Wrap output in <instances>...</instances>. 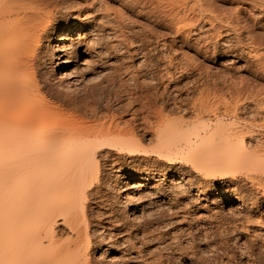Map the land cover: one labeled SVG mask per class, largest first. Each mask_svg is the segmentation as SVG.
<instances>
[{"label": "bare ground", "instance_id": "1", "mask_svg": "<svg viewBox=\"0 0 264 264\" xmlns=\"http://www.w3.org/2000/svg\"><path fill=\"white\" fill-rule=\"evenodd\" d=\"M52 1L0 0V264H90L89 252L93 242L89 235L90 230L88 232L90 223L87 218L89 215L86 216V209H88L86 201L90 199L91 189L101 173L102 165L104 166L110 161L112 163L114 159H111V156L114 154H122L125 158H134L135 156L155 158L162 164V166L161 164L156 166L150 160L149 162L145 161L146 158L143 162L136 160V164H133L130 159L132 165L127 166L129 168L126 172L130 178L153 181L159 176L158 174L165 173L167 169H169V173H175L174 170L178 169L180 171L176 173L180 174L181 170L183 172L187 167L191 172L200 174L208 184L206 186L209 187V184L211 186L219 185L221 190L224 189L222 191L224 192L223 197H227L226 201L233 202L236 199L237 201L233 203L241 209L253 207L254 198L250 197L244 188L247 184L244 185L243 181L248 179V182L249 180L260 182L264 178V147L247 140V134L251 128L237 120L238 115L230 121L222 117L200 116L201 111L197 112L199 106L197 109L194 107L195 118L193 119L184 118V116L174 117V119L169 117L170 119H166L167 121L163 123V118L166 116L164 111L167 108L163 111L161 109L163 106L158 107L157 105V109L152 110L154 120L151 118L152 116L144 115L143 122L138 121L139 118H137L138 120L134 118L135 121H138V125H135L137 121L131 122L134 121L133 118L131 123L122 119L124 114L129 111L128 106L132 105L130 101L127 102L128 104H122L123 106L120 107L117 114L116 111L113 113L109 110L110 106H106L111 113L101 114L102 117L107 115V120L104 117L103 121L105 122H97L98 118L102 120V117L98 116L99 112L102 113L100 107L106 105L104 104L106 103L105 99L103 100L101 96L109 95L108 98H111L113 95L114 97L118 95L122 97L129 95L131 91L126 88L127 86L122 87L126 81L123 83L119 81L123 85L117 82L121 86L119 89H114L112 86V89L108 87L105 89L109 81H106L108 83L105 84V87L104 83L102 85L100 82L102 85L100 88L90 85L92 88L89 86L85 93L86 86L81 88V90L84 89L82 91H84L85 97H80L79 94L82 92L80 91L78 94L79 90L76 91L77 88L75 89L74 84L73 87H70L65 83L67 85L65 87V84L62 83L65 81L63 79L73 75L74 66L72 63L76 64L79 61L80 49H78V45L76 46V41L88 22L87 20L80 21L82 14L78 13L71 16V25L66 29L58 27L49 30L48 27H53V24L56 23L54 20L57 18V12H61L57 10L60 7L56 5L57 2L54 5L55 2ZM136 1L140 5L143 4L142 8H149L152 11L157 20H155L156 23L163 19L160 13L164 2L161 4V0ZM173 1L170 0L173 4H170V8H166V6L167 11H163L167 15L164 20L173 24L174 28L176 27V33L182 32L185 35L188 31L190 34L194 31L193 28H202V24L209 21L210 25L216 27L214 26L216 17L212 13L213 8H211L210 2L198 0L194 3L191 1L194 4L190 5L187 0H182V3L178 0L177 2ZM68 7L71 8V11L73 10V6ZM60 8L59 10L62 9ZM69 10L67 9L68 12ZM68 12L66 14H69ZM64 16L65 14L62 17ZM234 18H230L231 22H234L232 21ZM229 22L227 21V23ZM189 26V29L186 28ZM221 26H217L214 30L218 31ZM224 32H226L225 35H229L232 31L226 29L221 33ZM221 33H218L219 36L215 35L220 38ZM156 34L157 32L154 35L156 36ZM250 38L253 44L256 43L255 36ZM89 45H92L91 41ZM87 53L86 51L84 53L86 56L85 66L89 60H87ZM172 62L173 60L170 58L168 63ZM67 65H69L68 68H66ZM59 70V77L63 81L57 80L58 83H56L55 79L52 81V78L56 77ZM108 78L112 79L113 76L109 77L108 75ZM120 78L119 80H121ZM113 80L110 82L116 84ZM156 82L155 84H157ZM71 90L76 91L75 94L77 93L79 96L76 95L78 96L76 98L75 94H71L73 92L70 93ZM68 92L72 95L69 94L70 97H75V100H68L69 97L68 101L66 100L65 96H69L66 95ZM156 92H153L154 99L155 103H158L160 98L165 95ZM48 97H51L50 99L57 98L60 102L62 100L64 103L60 104L57 101L56 103L60 107L65 104L68 109L63 106L61 108L53 107L56 105L49 102ZM115 98L117 101V98L120 97ZM178 103L176 101L174 104L180 109L181 105ZM236 105L238 106V104ZM104 110L106 111V109ZM175 111L177 112V110ZM135 112L139 113L134 110L133 114ZM233 115L235 117L236 114ZM93 116L96 117V122H94ZM90 117H93L94 120ZM121 119L125 122H122ZM150 134L152 137H148ZM111 163L108 165L116 168L115 163ZM164 169L166 170L164 171ZM188 169L187 171H189ZM189 180L191 181L190 178ZM254 185L256 186V184ZM173 191L170 192L174 194ZM155 193L165 194L164 186L157 188ZM197 193L199 195L204 191L201 189ZM211 193L219 194L217 190H213ZM243 217L245 218V215ZM248 221L249 219L246 222ZM61 223H65L69 228L70 234H67V237L66 235L64 237L57 229V224Z\"/></svg>", "mask_w": 264, "mask_h": 264}, {"label": "rangeland", "instance_id": "2", "mask_svg": "<svg viewBox=\"0 0 264 264\" xmlns=\"http://www.w3.org/2000/svg\"><path fill=\"white\" fill-rule=\"evenodd\" d=\"M161 1V4L164 2L162 9L160 8V16L163 19L156 23L152 11L149 8H142L143 4H138L136 0H53L54 5L57 2L56 5L62 9L57 8L61 12H57V18L54 20L56 23L53 27H48L49 30L58 27L66 29L71 25V16L78 13L82 14L80 21L87 20L88 24L82 29L76 41L80 55L79 61L76 64L72 63L73 75L62 78L65 80L63 81L59 77V70L56 77L51 80L55 79L56 83H58L57 80L63 81L62 83L70 87L74 84L76 91L79 90L78 94L82 92L79 94L80 97L84 96V91L86 93L90 85L100 88L104 83L105 87L108 83L106 81H109L105 89L107 87L119 89L120 84H125L122 87L127 86L126 88L131 91L129 95H125L126 97L117 95L115 97L120 98L116 101L114 95L110 96L112 99L108 98L109 95L101 96L107 101L104 100L106 102L104 103L106 105L102 106L104 108L100 107L102 113H98L99 117L106 113H115V111L117 114L120 107L129 101L132 102V107L128 106L129 111L122 119L130 122L133 118L134 121H131L133 123L138 120L137 118H139L138 121L143 122L144 115L152 116V110L157 109V105L163 106L162 110L167 108V111L163 110L165 112L163 114L168 118L165 116L163 123L170 119L169 117L174 119V117L184 116V118L193 119L195 118L193 110L197 109V106H199L197 112L201 111L199 114L204 117L207 115L212 118L222 117L230 121L238 115L236 119L248 125L251 128L250 131H253L248 132L247 140L264 147V0H206L212 5V13L216 17L214 26L222 25L221 28L215 31L216 27L210 25L209 21L210 23L202 24V28H193L194 31L190 34L187 31L185 35L182 32H180L182 34L176 33V27L174 28L173 24L164 20L167 15L163 10L167 11L166 8L174 1ZM178 1L182 3L184 0ZM187 1L192 5L198 0ZM68 6H73V10L71 11ZM67 9H70L69 12ZM67 12L70 15L66 14ZM64 14L65 16L62 17ZM232 17H235L234 20L232 19L234 22H231ZM236 18H239V21ZM186 28L189 29L190 26ZM226 29H231V34L221 33ZM216 32L221 33L220 38ZM251 36L256 37V43H252ZM90 41L92 45H89ZM227 43L229 44L226 45ZM86 46L91 47L85 48ZM85 51L89 52L87 53L88 64L92 59L93 61L89 65L86 64L87 68L84 69L86 67ZM170 58L173 60L171 64L168 63ZM68 67L69 65L66 66ZM108 75L116 77L113 80V78L109 79ZM112 80L116 84L110 82ZM119 81L126 82L122 84ZM66 84L65 87H67ZM85 87L86 89L82 91L81 88ZM154 91L165 95L158 103H155ZM75 92L70 91L73 95ZM78 94H75L76 98ZM70 95L65 96L66 100L68 97L70 98L68 100H75V97ZM50 98L48 97L47 100L56 105L53 107L67 108L65 104L61 107L57 104H62V100L60 102L57 98ZM176 101L181 105L180 109L174 104ZM106 106L111 107L109 109L111 112ZM205 106L209 108L205 110L203 108ZM134 110L139 113L133 114ZM136 114L139 116H135ZM233 114H236L235 117ZM104 117L102 120L98 118V121L94 117L95 120L94 118L93 120L105 122ZM134 118L137 120L135 121ZM151 118L154 120L153 116ZM138 121L135 125H138ZM112 158L115 161L102 165L101 173L96 183L94 182L92 191L90 190L92 192L90 199L86 201L88 207L86 216L89 215L87 218L90 223L88 232L90 230L89 235L93 242L89 252L90 264H264V178L260 181L261 183L258 180L257 182L255 180L248 182V179L243 181L244 185H249L243 186L250 197L254 198L255 205L253 204L254 208L241 209L234 205L233 202L237 201L236 199L233 202L226 201L227 197H223L224 189L222 191L219 185L206 186L208 184L205 183L204 178L197 172H191L187 167L183 172L181 170L180 174L176 173L180 171L178 169L174 170L175 173H169V169H164L165 173L161 172L162 174H158L159 176L153 181H140L128 177L126 173L129 168L127 166L132 165L131 160L133 164L137 161L143 162L145 158V161L150 160L156 166H160L161 163L155 158L152 160L144 156L125 158L122 154H114ZM110 163H115L116 168L109 166ZM250 182L253 184L250 185ZM161 186H164L165 194H156L155 190ZM174 189L176 191H173ZM201 189L204 193L197 195ZM213 190H217L219 194H212ZM260 217L262 219H259ZM248 219L249 221L246 222ZM57 229L64 237L70 234L65 223L57 224Z\"/></svg>", "mask_w": 264, "mask_h": 264}]
</instances>
